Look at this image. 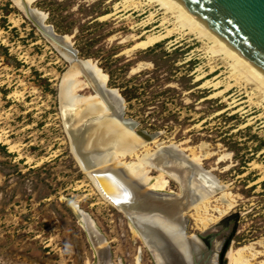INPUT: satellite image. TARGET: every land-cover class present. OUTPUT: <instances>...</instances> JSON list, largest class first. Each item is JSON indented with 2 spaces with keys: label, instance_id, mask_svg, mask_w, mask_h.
<instances>
[{
  "label": "rangeland",
  "instance_id": "obj_1",
  "mask_svg": "<svg viewBox=\"0 0 264 264\" xmlns=\"http://www.w3.org/2000/svg\"><path fill=\"white\" fill-rule=\"evenodd\" d=\"M124 1L35 0L32 6L57 34L70 37L79 58L93 61L106 75L107 87L125 102V119L135 121L138 131L159 133L161 146L152 144L151 154L163 152L184 170L197 165L220 181L233 206L222 203L220 194L207 201L209 213L203 217L214 220L225 210L220 222L229 218L237 226L228 233L233 254L253 245L261 253L253 263L264 264V98L225 68L210 74V63L217 60L181 34L151 45L148 36L166 32L162 14L147 23L151 7L108 18ZM69 67L12 0H0V264H99L100 253L73 203L107 239L113 264H137L139 255L140 263L155 264L130 220L101 199L70 150L58 100ZM67 79L64 94L71 90L84 100L94 95L85 78ZM74 83L79 85L72 90ZM90 100L95 110L64 99L66 106L88 114L74 123L126 127L127 121L111 114L114 101ZM175 145L187 160L166 149ZM204 154L209 156L201 163L192 160ZM147 175L160 173L150 169ZM165 177L171 180L165 190L181 195L178 182ZM186 218L188 234L202 233L198 213Z\"/></svg>",
  "mask_w": 264,
  "mask_h": 264
},
{
  "label": "bare ground",
  "instance_id": "obj_2",
  "mask_svg": "<svg viewBox=\"0 0 264 264\" xmlns=\"http://www.w3.org/2000/svg\"><path fill=\"white\" fill-rule=\"evenodd\" d=\"M33 1L35 0H28V2L32 3ZM145 1L147 2L146 4H143L141 0H126L120 4L121 8L119 11L109 14L107 17L111 18L118 12L130 8L139 10L140 8H144L145 5L151 7L150 9H153V11L147 23L151 24L162 14L160 27L166 31L164 34L155 33L148 36L151 45L171 40L175 34H181L182 37L189 38V42L194 41L202 45V50L211 54L214 60L221 62V66L217 65V61L210 63L212 64L210 74H214L218 70L225 68L230 71L231 78L233 77L237 81L244 80L249 84L248 86L256 88L255 91L259 92L258 95L264 98V74L251 66L235 48L226 43L179 0ZM155 8L158 9L154 10ZM39 27L46 29L42 25ZM48 33L49 37L52 38H49L51 41L55 40L56 35H59L56 32L53 33L52 30H48ZM63 39L71 42L68 36L63 37ZM69 44L71 46L67 44L66 47L74 50L72 43ZM67 53V56L70 55ZM88 63L95 67L94 71L89 70L88 73L84 71L88 75V79H86L87 85L91 87L92 84L94 87L95 92L93 96L84 100L85 98H82L83 96L81 95L78 96L79 94L74 96L71 90L69 94H66V92L64 94L66 86L61 84V116L65 118V122L63 120L65 129L68 130L74 147H78L82 154V156L75 157L81 168L91 178L101 199L116 208L130 220L131 226L136 230L143 242L149 246L152 254L155 255L158 249L162 248V244L159 242V238H161L176 258L175 251L173 250L174 244L173 242L163 240V232L170 239V234L175 228H185L187 225L185 218L193 211L199 214L200 219L197 220L201 227H207L213 219L203 217V212L205 214L209 213L210 206H207L206 203L211 198L220 196L224 186L221 185L220 181H216L206 172H200L197 165H192L193 167L188 165L189 168L184 170L176 163L171 162V159H168L163 152H161V156L153 155L155 152L151 154L150 146L155 144L156 147H160L161 144L156 141L157 137L152 138L153 140L150 142L148 139L140 136L138 134L139 131L136 129L137 124L132 120H128L125 125L126 127H122L120 131L109 127L99 129V127H95V123L80 125L74 123L75 119L81 120V118L88 114L85 112L86 110L81 111L78 107L66 106L63 102L64 99L70 101L73 105H77L78 103V106H92L94 110L96 103L90 100L92 97H99L107 103H110L112 100L114 101V106L117 107L118 102L121 104V101H118L113 96L111 89L107 87L106 75L102 73L101 69L93 61L88 60ZM81 70V67H76L69 75L65 74L66 76L64 75L65 77H63L64 81L68 77L78 78ZM78 83L73 84L72 90L78 88ZM117 116L118 114H116V119L119 120ZM152 135L148 134L149 138ZM92 147L96 148L97 152L92 153ZM166 149L173 152V154H178L179 151V149H175L172 146H168ZM140 151H143L141 155ZM150 154L151 157L147 158V155ZM133 156L136 158L134 162H125L126 158H133ZM208 156V154H204L201 157L196 155L192 160L196 163H201L202 159ZM150 169L158 171L160 173L159 177H149L147 173L150 172ZM165 175L178 182L181 188V195L175 196L172 193L164 191L169 184ZM99 176H102L101 178L105 181L110 192L115 194L113 197L105 195L104 191L100 190ZM217 191L218 193H216ZM220 199L222 203L228 204V207L231 208L233 206L226 199V193H223ZM71 207L76 212L84 230L95 243L93 245L97 247L98 253L102 250L108 259H111L110 251L107 248L109 245L108 241L98 231L90 215L75 203ZM219 212L221 215H224L226 211ZM193 255L195 259V255L197 254L193 252ZM260 255V252L254 250L253 245L248 246L239 249L232 255V264H254L253 262ZM183 260L185 262L184 258ZM183 260L181 263H183ZM177 262L179 263L178 259Z\"/></svg>",
  "mask_w": 264,
  "mask_h": 264
},
{
  "label": "water",
  "instance_id": "obj_3",
  "mask_svg": "<svg viewBox=\"0 0 264 264\" xmlns=\"http://www.w3.org/2000/svg\"><path fill=\"white\" fill-rule=\"evenodd\" d=\"M183 5H185L193 14H195L202 22H204L211 30H213L218 36H220L226 43L235 48L247 61L248 63L257 69L259 72L264 74V0H179ZM12 2L17 6V8L34 24V26L41 32V34L48 40L51 45H53L57 51H59L62 56L69 62V70L66 72L69 75L76 67H81L78 77H83L88 79L89 70L94 71L95 67L88 63V60H82L78 56V51L73 47H66L70 41L63 39L65 36L56 35L55 40L51 41L49 37L48 30L56 32L51 25H47L46 15L40 12L37 9L32 7V2L28 0H12ZM42 25L46 29H42L39 26ZM57 33V32H56ZM62 37V38H61ZM51 38V39H49ZM70 55H66V53ZM67 53V54H68ZM71 82L75 81V78H70ZM64 78H62L63 83ZM92 92L94 93V87L91 84ZM61 91L59 95V101L61 104ZM111 92L118 101H121V104L118 102V107L111 114H118V119L121 122H126L129 119H125V102L122 99V96L115 89H111ZM120 104V105H119ZM61 110V108H60ZM130 121V120H129ZM133 121V120H132ZM134 123H136L134 121ZM64 124V123H63ZM137 124V123H136ZM65 127V125H64ZM138 127V124H137ZM66 130V129H65ZM67 133V131H66ZM138 134L150 142L159 136V133H156L149 138L148 134L144 131H139ZM71 149L75 156H82L78 147H74L69 134L67 133ZM153 138V139H152ZM175 149L181 150L178 151V154L182 159L187 160L188 157L185 152L182 151L179 147L172 146ZM76 148V150H74ZM78 155H76L77 153ZM97 152V149L92 147V153ZM77 161V160H76ZM98 177L100 190L104 191L105 195L114 196L115 194L111 193L108 189L105 181ZM77 215V214H76ZM78 217V216H77ZM186 223H188L187 218H185ZM235 221H230L229 218L223 220L221 226L223 230L221 236L224 232L230 231L231 229L236 230ZM218 235L216 234H200L197 237L205 246L208 245V240L217 239ZM226 249V248H225ZM197 254V253H196ZM207 260H212L214 252L207 254ZM197 264H203V258L195 255ZM217 257V255H216Z\"/></svg>",
  "mask_w": 264,
  "mask_h": 264
},
{
  "label": "flooded vegetation",
  "instance_id": "obj_4",
  "mask_svg": "<svg viewBox=\"0 0 264 264\" xmlns=\"http://www.w3.org/2000/svg\"><path fill=\"white\" fill-rule=\"evenodd\" d=\"M171 182V180H170ZM169 182V183H170ZM165 192L172 193L169 190H164ZM215 198V197H214ZM191 215V213L189 214ZM223 219V218H222ZM221 214L219 217L211 221L207 227H203L201 230L205 235L216 234L218 235L217 239L208 240V245L205 246L201 241L196 237L200 234H188L187 225L185 228H175V230L170 234L171 238L168 239L165 236V232H163V240L166 242H173L176 258L171 250L166 246L161 238H159V242L162 244V248L158 249V251L153 255L157 264H197V261L194 259V253H197V256L203 258V264H232V255H233V243L231 242V236H228V233L232 230L233 232L236 230L231 229L230 231L224 232L221 236ZM220 222L219 227H213L215 223ZM217 223V224H218ZM212 228V229H211ZM211 229V230H209ZM237 229V226H236ZM209 230V231H208ZM208 231V232H206ZM226 248V249H225ZM214 252V256L212 260H207V254ZM99 264H113L112 259H108V257L104 254V251H99ZM172 254V255H171ZM101 255V256H100ZM217 255V257H216ZM185 259V262L183 260ZM137 264H142V257L139 255ZM183 260V263L181 261ZM194 260V261H193ZM155 263V264H156ZM122 264V263H120ZM202 264V263H201Z\"/></svg>",
  "mask_w": 264,
  "mask_h": 264
}]
</instances>
